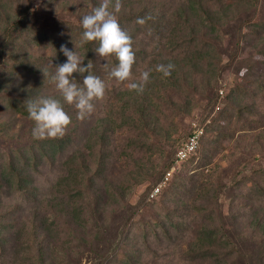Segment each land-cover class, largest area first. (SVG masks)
I'll return each instance as SVG.
<instances>
[{"label":"trees","instance_id":"obj_1","mask_svg":"<svg viewBox=\"0 0 264 264\" xmlns=\"http://www.w3.org/2000/svg\"><path fill=\"white\" fill-rule=\"evenodd\" d=\"M33 1L35 0H0V103L12 106L21 115L28 117L26 123L21 124L9 136L11 147L7 152L0 151V159L4 157L6 162L5 165L0 164V193L3 191L0 194V264H55L53 244L63 246L60 250L63 249L66 254L69 249L79 248V244H69L73 239L68 236L66 238L59 230L61 235L58 236V241L54 240L57 230H54L53 224L57 226L59 219H63L60 220L61 225H70L77 241L87 244L90 252L88 257L95 264H140L142 251L139 247L142 246L144 250L153 247L151 243L148 245L149 236L153 239L150 234L152 228L158 241L159 236L173 242L174 236H179L180 241L185 234L190 233L188 236H191L197 233L198 239L194 247L170 252L178 253L180 257L179 261L172 264H235L230 259L233 255H239L244 246L249 249V253L262 251L259 260L252 264H264V218L261 216L251 218L257 232L248 242H244L241 237L234 242L230 241L227 237L232 235H229V229L221 222L216 227L200 224V230L195 231H191L194 222L184 228L172 223L168 225L170 220L179 224L189 215L190 220L196 217L210 219L215 211L213 204L216 205L221 186L216 184L215 187L213 185L206 189V184L201 185L196 180L200 176L199 170L194 171L192 176H183L181 168L177 170L175 179L161 188L158 199L157 195L144 203L145 208H141L139 203L132 205L125 199L127 187L136 188L148 181L151 175H157L158 178L173 160L172 155L170 158L171 153L168 154L162 145L144 139L148 136V131L151 132V137L157 139L160 128L158 115L162 112L160 110L157 114L152 103H164L167 98L161 94H158L159 98L154 97L149 94V90L171 88L172 95H178L175 103L171 101L173 107H182L185 112L190 110L192 100L182 93L197 88L206 93L215 88L217 92L214 82L227 64H221L222 55L217 52L216 43L218 47L222 45L219 37L231 32L229 27L236 21L232 14L249 11L254 14L256 7L264 0H122L121 11L116 15L122 30L132 38L135 60L139 59L144 64L137 65V68L141 72L151 69L153 72H150V76L155 79L154 82L149 79L143 92L126 90L127 97L122 93L123 96L114 94V97H118L117 102L110 104L107 112H103L102 102L114 89L110 85L117 84L118 80L111 78L109 72L118 61L113 55V58L110 57L101 66L94 51L98 42H83V28L80 24L82 16L91 12L101 0H42L40 7H32ZM114 3L115 0L113 5ZM88 5L90 7L87 9ZM65 9H71L70 13L74 15L62 16L77 17L76 24L72 20H63L55 26L60 29H46L37 20L40 11L41 14H55ZM109 10L112 11L113 8L110 6ZM138 18H143L145 23H137ZM245 21L253 25L251 27L258 36L261 35L264 17L255 22H250L249 18ZM240 27L238 23L232 30L235 38L238 37ZM139 33L141 35L138 36ZM213 39L215 45L212 44ZM260 41L259 51L263 55L261 63L264 64V33ZM61 45L75 51L83 59L81 66L91 63V74L100 77L105 83L104 97L93 102L95 108L92 113L96 118L91 125L88 122L87 126H82L84 119L77 118L75 106L63 100L55 84L54 88H50V83H47L51 82L55 65L67 61V57L60 51ZM235 45L238 46V40H235ZM225 51L230 60H233L232 55ZM169 63L174 65L169 76L165 77L156 71L157 65ZM250 73L246 69L244 82L237 83L225 95L223 107L200 137L198 153L204 150L201 143L207 133L215 132L220 135L225 131L232 135L231 128L234 132L251 130L255 127L253 122L258 123L257 115L264 113V77H260L261 73L249 75ZM85 75L87 73L73 72V82L83 87ZM136 75L133 64L132 76L135 78L131 77V82L138 80ZM196 77H200V80L196 81ZM40 97L60 100L64 111L71 117L70 124L76 122L78 126L69 124L66 134L61 138H33L32 129L35 125L29 119L26 104L29 100ZM180 99L181 102H178ZM2 111L3 108L0 107V116ZM218 119L223 121L222 125L216 121ZM4 130L0 126V135L7 132ZM27 132L31 137L30 144L24 141V134ZM120 133L122 135L117 138ZM210 141L211 138L208 143ZM211 146L215 147L210 143L209 147ZM84 148L91 150L93 161L87 160ZM151 151L157 152V157L161 160L170 158L161 163L160 170L147 165V157L150 158L151 155L147 153ZM54 156H57V161L53 160ZM205 156L201 155L202 161ZM118 161L123 162L124 166L121 168H125V173L121 177L122 182L117 185L115 180L120 176H113L115 167L112 166H116ZM184 162H193L192 156ZM239 172L237 170L230 185L238 190L237 194L244 196V205L253 207L259 203L260 197L264 198V170L255 167L254 178L251 173ZM153 185L152 183L147 191ZM194 193L196 195L192 197ZM199 196L203 201L206 200L204 204L197 200ZM22 202L31 205L32 209L19 223L15 222L14 216ZM43 202L50 210L49 215L39 211ZM256 209L257 207L248 209L241 217L256 213ZM237 212L238 214L232 213L230 218L239 215L240 208ZM134 214H138L140 220L152 216L155 221L145 222V230L133 235L135 225L139 224L138 219H132ZM173 214L177 217L172 218ZM115 216L118 219L114 220ZM182 216H185L184 219ZM116 220L122 221L125 226L129 224L130 230L117 244L110 247L111 239H106L105 235L114 232L119 235L118 226L112 225ZM88 222L90 226L85 227ZM231 233H235L234 230ZM131 237L135 240H131ZM160 243L154 245V251H157L156 247ZM174 245L180 248V242L177 241ZM118 248H121V255L114 253L111 257L110 249L115 252ZM74 255H77V263L82 254L75 250ZM155 264L171 263L165 258L161 263L157 261Z\"/></svg>","mask_w":264,"mask_h":264},{"label":"rangeland","instance_id":"obj_2","mask_svg":"<svg viewBox=\"0 0 264 264\" xmlns=\"http://www.w3.org/2000/svg\"><path fill=\"white\" fill-rule=\"evenodd\" d=\"M73 1V0H72ZM75 1V0H74ZM42 0H35L33 1L32 7H40ZM90 6H87V9ZM157 10V9H156ZM71 9H65L63 12L58 11L55 14H41L42 11H40L37 16V20L40 23V25L44 26L46 29L49 28H56L55 27L58 22H61L63 20L65 21H73L74 24H76L78 21L76 20L77 17L74 16V18H70L67 15L62 16L63 14H73L70 13ZM159 13V12H158ZM161 13V12H160ZM74 15V14H73ZM234 15V23L231 24L229 27V33L222 34L219 39L222 43L221 47L217 46V52H220L222 55V61L221 64L224 65V63H227L224 65L225 67L220 70L219 76H217V81L214 82L215 87L217 88V92H215V88L212 89L211 92H200L197 89H193L192 91H188L182 94H187L186 96H189L192 100V106L188 112H185L183 108H175L173 107V104L176 102L178 95H172L171 88L168 89H161L152 91L155 88H152V90H149V94L154 95V97L159 98L160 94L167 97L164 103H152L153 108L155 109V112L157 114L160 113V110L162 113L158 115V122H159V132H157V139L151 137V132L148 131V136H146L144 139H148L150 142H153L154 144L162 145L166 151H168V154H170V158L172 154V150L174 149V152L179 145V143L185 139L186 135L190 133L193 127V123L197 122L200 126L205 127L214 119L215 116L218 115L219 111L224 105V97L228 92L235 86L237 83L244 82V71L246 69L250 70L251 73L249 75L254 74H260V77H264V64H262L263 55H261V51H259L260 48V38L263 36V32H260L261 35L258 36L254 30L252 29L251 23H248V21H245V19L249 18L250 22H255L261 18L264 17V1H261L259 6L256 7V10H254V14H251V12H239L238 14H232ZM238 23L241 25L240 32L237 34L236 37L233 35V29L235 28ZM60 29V28H59ZM64 30H67L64 27ZM138 36L141 35V33L137 34ZM235 40H238V46L235 45ZM212 44L215 45V40H212ZM227 50L232 55L233 60H230L229 56L226 54ZM95 57L99 59V64L101 66L105 65L107 61L110 60V57L113 58V55H109L106 57H99L98 54H95ZM230 60V65L228 64ZM138 66H143V62L139 59L135 60L134 66L136 68V76H138L136 79H139L141 74V69L137 68ZM247 66V68H246ZM153 72V71H152ZM132 78H135V76H131ZM154 76H150V80L154 82ZM200 80V77H196V81ZM116 81V80H115ZM117 84L110 85L111 88L114 86V89L111 90V95L105 97L102 102L103 104V112H107V109L109 105H113V103L117 102L118 97H114V94L119 93L123 94L124 97L128 96V93L126 90H129L128 84L131 82L130 79L124 82L116 81ZM50 83V88H54V83H51L50 81L47 82ZM221 91V93H220ZM179 93V92H178ZM121 94V95H122ZM159 94V96H158ZM180 94V93H179ZM122 95V96H123ZM169 96V97H168ZM168 99V100H167ZM182 99V97H181ZM181 99L178 102H181ZM255 100V98H254ZM262 100V98H261ZM258 100V101H261ZM244 101V100H243ZM256 101V100H255ZM263 105H264V96H263ZM169 106V108H168ZM0 107L3 108V111L0 116V126L4 128V131H7L6 133L3 132V134L0 135V151L3 153H6L8 148L11 147L10 143V135L13 134L12 132L16 131L20 128L21 124H25L28 120V117H24L21 115L19 111H16L12 106L5 105L4 103H0ZM264 110V106H263ZM6 112V113H5ZM259 118L258 123L253 122L254 128L251 130H245L241 129L242 131H235L231 128V131L233 132L232 135H228L225 131H222V133L215 134V132L207 133L206 136L203 139V142L201 143L202 148H204L203 152L201 151L198 153V150L192 155L193 162L191 163H180L179 166L176 168V171L181 168V174L183 176H192V173L196 170H199V175L197 176L196 180L198 183L206 184V189H210L215 187L216 184H220L221 189L218 191V200H216V205L213 204V208L215 211L211 215L210 219H203L198 218L190 220L191 215L187 216L185 219V216H182L181 218L184 219L183 222H179V224H176L175 221L170 220L168 225L172 223L173 225H176L178 227H186L188 225H192L193 223V230L195 231L200 230L201 225L210 227H216L218 225V222H221L223 226L226 229H229V235H232V237H227L230 241L234 242L238 240V238H243L244 242H248L250 239H252L255 236V233L257 232L256 227L254 226L252 222V217L261 216L264 218V198L258 199V204L253 205V207L250 205L247 207L244 205V196H241L237 194V189L233 188L230 183L233 180L234 175L236 174L237 170L240 171L239 173L244 174H250L251 177H255L253 174V169L256 167L258 169L264 170V113L257 115ZM94 118L96 116L91 113L86 117V119L83 120L82 126H87L88 122L91 125L94 121ZM216 118V117H215ZM15 119V120H14ZM220 125H222L223 121L221 119L216 120ZM78 126L77 123L70 124ZM26 127V125H24ZM8 128V130H6ZM162 129V130H161ZM225 130V129H224ZM245 130V131H244ZM120 132V131H119ZM122 134L120 133L117 138H119ZM203 135V134H202ZM208 136V137H207ZM152 138V139H151ZM211 138V141L208 143V139ZM24 141L31 143V137L29 132L27 134H24ZM215 145V147L211 148L209 147V144ZM38 145V143H35ZM176 146V147H175ZM40 147V146H39ZM152 150V149H151ZM91 150L87 151L86 148H84V155L86 156L87 160L90 159L93 161L92 155L90 153ZM150 158L147 157L148 166L156 167L157 170H160L159 166L161 163L163 164L165 161L169 160V157H165L164 159H160L157 157V152H149L147 154H150ZM206 155L204 158V161H202L201 155ZM54 161H57V156H54ZM122 161L123 159L120 158ZM154 159V161H153ZM162 161V162H160ZM5 165L4 157L0 159V164ZM171 165V164H170ZM124 164L121 161H118L116 166H112L114 168L113 174L111 175L115 176L117 175L119 178L115 180L117 183H121V177L125 173L123 167ZM2 166H0L1 168ZM162 167V165H161ZM111 168V169H112ZM40 170V168H39ZM38 170V171H39ZM45 174V173H44ZM164 174V173H163ZM163 174L161 173L158 178H156L157 175H151L148 177V181L145 183L139 185L138 187H127L126 188V196L125 199L128 203L135 205L136 203H139L141 205V208L144 207V203L148 202L150 199H148L146 195L149 186L153 183L154 185L159 182L162 179ZM241 175V174H240ZM112 176V178H113ZM177 174L174 172L173 176L168 178L166 183L162 186L168 185L169 182H172ZM239 176V175H238ZM158 179V180H157ZM157 180V181H156ZM156 181V182H155ZM250 184V181L248 182ZM116 185V186H117ZM153 185V186H154ZM200 187V186H199ZM207 191V190H206ZM182 193V192H181ZM206 193V192H205ZM0 194H3V191H1ZM193 195V194H192ZM196 194L192 197H194ZM160 195L157 196V199ZM200 204H204L206 200H202L201 197L197 199ZM260 200V201H259ZM262 200V201H261ZM252 201H255L252 199ZM251 201V204H252ZM254 203V202H253ZM242 205V207H241ZM31 205H28L26 203H21L18 205V211L14 216L15 222H19L20 220H23L25 217V214L32 209L30 207ZM124 206H127L125 204ZM174 206V205H173ZM256 208V213L254 214H247L246 217H241V215L248 212V209ZM145 208V207H144ZM240 208V214L236 217L230 218V215L232 213H237V209ZM124 209V208H123ZM39 211L41 213L46 212V215H49L50 210L45 207V203H41L39 207ZM113 215V213H112ZM116 215V214H115ZM177 217L176 215H172V218ZM63 218V216L61 217ZM118 219L116 216L114 217V220ZM133 220L136 221L138 219L139 224L135 225L133 235L139 234L140 231L145 230V222H154L155 219L151 217H145V219L140 220V217L138 214H134ZM63 219H59L57 221V226L53 224L54 230H57L55 233V236H57L54 240L58 241V236L61 234L65 235L67 238L70 237L73 239V241L70 240L69 244L72 246L74 244H79V248L74 247L73 249H69V253L66 254L63 249L60 250L63 246L59 244H53V251H54V260L55 264H95L91 262L88 255L90 254L88 250L87 244H83L79 241H77V236L74 232L70 230V225H65L61 221ZM133 220H130L133 222ZM50 221V217L48 216L47 222ZM112 225L118 226L119 235H117L115 232L113 234H106V239H111L110 247H113L116 242H119L120 239L124 236H126L129 233L128 225H123L122 221H113ZM157 224V223H156ZM201 224V225H200ZM158 225V224H157ZM155 225V228H158V226ZM200 225V226H199ZM61 226V228H60ZM90 226V223L88 222L85 224V227ZM76 229V228H75ZM153 229V228H152ZM151 229L150 234L153 235V239L151 236H149V243H151L152 248H149L147 250H144L141 247L139 249L141 252V263L140 264H155V262L158 261V263H161L162 260L165 258H168L169 262L175 263L176 260H180V257L178 253H170L172 250L180 252L183 250H186L188 247H194L198 237L197 233H193L191 236L189 234H185L182 240H178L179 236H174L173 242H170L166 237L159 236V241L156 237H154L153 231ZM238 236H236V230ZM58 230L61 232H58ZM182 230V228H181ZM235 233H231L233 231ZM78 230L76 229V232ZM83 230L80 228V233H82ZM124 232V234H123ZM196 236V237H195ZM177 237V240H176ZM131 240H135V238L131 237ZM142 240V239H140ZM180 242V248L176 247L174 244ZM158 242H161L159 245H157V251H154V245ZM117 244V243H116ZM75 250H79V252L82 254L80 256V261L75 263L77 255H74ZM121 248H118L115 252L114 250L111 251L110 249V256L112 257V254H118L121 255ZM262 251L249 253V249L247 250L244 246L241 250V253L239 255H233L232 259L235 264H244V263H255L259 260V256L261 255ZM157 254H165L164 258L162 256H156ZM250 256V257H249ZM162 257V258H161ZM62 262H61V260ZM110 264H117L116 262L110 263ZM193 264V263H190Z\"/></svg>","mask_w":264,"mask_h":264},{"label":"clouds","instance_id":"obj_3","mask_svg":"<svg viewBox=\"0 0 264 264\" xmlns=\"http://www.w3.org/2000/svg\"><path fill=\"white\" fill-rule=\"evenodd\" d=\"M110 6L113 8L110 11ZM122 8V0H101L100 4L94 7L91 12L82 16L80 24L83 28L82 41H97L98 46L94 49L99 57L114 55L118 61L112 67L109 76L120 82L127 81L132 76V65L135 63V53L132 50V38L122 30L116 13ZM137 23L144 24L143 18H138ZM60 51L67 57V61L55 65V71L50 80L55 84L63 100L74 105L77 109V118L85 119L95 108L94 101L100 100L105 95L104 81L91 74V63L81 66L83 59L75 51L69 50L61 45ZM174 65L171 63L159 64L156 71L161 72L165 77L171 74ZM141 72L136 81L128 84L129 90L143 92L145 85L149 82L150 72ZM87 73L83 77V87L73 82L72 74ZM44 73V72H43ZM46 75V73H44ZM29 119L34 121L32 136L35 139L61 138L66 134V129L71 123V117L64 111L60 100L52 97H40L29 100L26 104Z\"/></svg>","mask_w":264,"mask_h":264},{"label":"built area","instance_id":"obj_4","mask_svg":"<svg viewBox=\"0 0 264 264\" xmlns=\"http://www.w3.org/2000/svg\"><path fill=\"white\" fill-rule=\"evenodd\" d=\"M203 133L204 127L200 126L197 122H194L190 133H188L185 139H183L177 146L173 155L172 163L168 167V169L165 170L162 179L157 182L154 186H152V188L148 192V199L156 197L159 194L162 186L168 180V178H171L174 172H176V168L179 166V164L186 161L190 156H192L196 152V149L199 145L200 137Z\"/></svg>","mask_w":264,"mask_h":264}]
</instances>
